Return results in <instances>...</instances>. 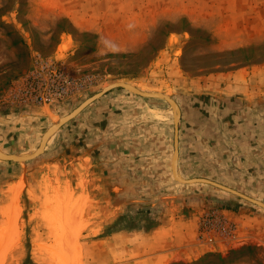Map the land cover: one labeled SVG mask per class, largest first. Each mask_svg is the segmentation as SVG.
<instances>
[{
  "label": "rangeland",
  "instance_id": "rangeland-1",
  "mask_svg": "<svg viewBox=\"0 0 264 264\" xmlns=\"http://www.w3.org/2000/svg\"><path fill=\"white\" fill-rule=\"evenodd\" d=\"M116 81L178 104L182 178L264 202V0H0L2 152L36 148ZM173 141L167 102L114 89L36 159L0 160V264H59L48 248L60 237L69 264H151L141 261L149 254L171 255L166 264H264V209L175 181ZM84 157L104 180L84 175L95 172ZM16 189L20 212L8 222ZM196 211L198 255L180 258L194 245L150 252L130 236Z\"/></svg>",
  "mask_w": 264,
  "mask_h": 264
},
{
  "label": "water",
  "instance_id": "water-1",
  "mask_svg": "<svg viewBox=\"0 0 264 264\" xmlns=\"http://www.w3.org/2000/svg\"><path fill=\"white\" fill-rule=\"evenodd\" d=\"M114 89H124L134 95H138L143 98H149V99H160L165 102H167L172 110V120L174 124V141L173 146L174 150L172 153L171 158V172L172 176L175 181L181 184H206L212 187H215L219 190L228 192L236 197H239L257 207H260L264 209V202L251 198L249 196H246L232 188H229L227 186H224L222 184L216 183L214 181L205 179V178H190L185 179L182 178L178 174V158H179V150H178V122L180 119V109L178 104L172 99L169 95L161 93V92H155V91H144L136 88L135 86L124 82V81H116L113 83H110L109 85L103 87V89L94 94L93 96L87 98L85 101H83L79 106H77L75 109H73L70 113L62 116L58 119L55 123H53L41 136L40 142L38 146L28 152H23L19 154H8L5 152H2L0 150V160L5 162H12V163H26L28 161L34 160L40 155H42L45 151L46 145L49 142V140L52 138V136L62 127L64 124L68 123L70 120L77 117L88 105L93 103L98 98L102 97L104 94L114 90Z\"/></svg>",
  "mask_w": 264,
  "mask_h": 264
},
{
  "label": "crops",
  "instance_id": "crops-1",
  "mask_svg": "<svg viewBox=\"0 0 264 264\" xmlns=\"http://www.w3.org/2000/svg\"><path fill=\"white\" fill-rule=\"evenodd\" d=\"M32 110L34 111V108H32ZM80 160H84L85 162L89 163L90 171H92L93 168L95 167L94 174L88 175L86 172L84 173V175L89 180L93 182L94 181L100 182L104 180L103 178L104 175L101 172H98L99 169H96V166H94L90 158L84 157V159H80ZM178 162H179V158H178ZM200 215H201V212L196 211L192 213L191 216H189L187 219L182 220V218H178V220L175 219L174 221H170V223H168L169 224L168 229L163 228L164 226H159L158 228H155L151 233L144 234V232H133L131 233L130 236L132 238H138V239L143 240V243L145 244V246L149 247L150 252L152 251L153 248H156V250H158L159 247H162V246L163 248H166L167 246L168 249H171V248L178 249L180 246H185V245L191 246V245H194L195 243V239H196L197 232H198V220H199ZM172 227H176V229L175 228L173 229ZM165 234H168V235H165ZM162 236H164L165 238L159 239ZM145 249L146 248L144 247V250ZM192 249H193L192 251L188 249L186 250L187 251L186 252L183 249V247H181L179 249L180 251H182L181 253L182 256H180V258L182 259L184 256H188L189 254L198 255L201 252H203V250L200 247H197L195 245L194 247H192ZM171 257H172L171 255H166V254H149L141 261L143 263L147 262L151 264H154V263L155 264H166L168 262L167 260H169L167 258H171Z\"/></svg>",
  "mask_w": 264,
  "mask_h": 264
},
{
  "label": "bare ground",
  "instance_id": "bare-ground-1",
  "mask_svg": "<svg viewBox=\"0 0 264 264\" xmlns=\"http://www.w3.org/2000/svg\"><path fill=\"white\" fill-rule=\"evenodd\" d=\"M18 197H19V190L16 189V191L14 192V198H13V201L11 203V207L9 208V210L7 212L8 222H10L11 220H14L13 218L17 217L19 212H20V206H19V202H18ZM14 214H15V216H13ZM57 237H59V236L57 235ZM60 238L54 242V245H52L51 247L48 248V251L53 255L54 260L57 261L59 264H69L68 263L69 261L66 260L67 259L66 255L69 253V251L71 252V250L66 249V245L65 244L68 243V242L65 243L64 239L62 240ZM0 246H3V245H0ZM70 246H71V244H70ZM2 248H3V250L5 249L4 247H2ZM3 250H2V252H3ZM5 252H6V249H5ZM64 254H65V256H64Z\"/></svg>",
  "mask_w": 264,
  "mask_h": 264
},
{
  "label": "trees",
  "instance_id": "trees-1",
  "mask_svg": "<svg viewBox=\"0 0 264 264\" xmlns=\"http://www.w3.org/2000/svg\"><path fill=\"white\" fill-rule=\"evenodd\" d=\"M27 262L29 263V261L27 260V261L23 262L22 264H27ZM30 264H34V263H30Z\"/></svg>",
  "mask_w": 264,
  "mask_h": 264
}]
</instances>
